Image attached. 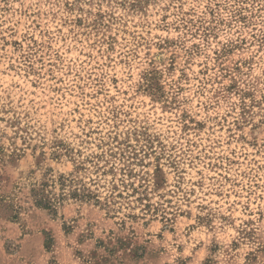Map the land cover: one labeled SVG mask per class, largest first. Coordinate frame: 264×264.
Returning a JSON list of instances; mask_svg holds the SVG:
<instances>
[{"label":"rangeland","instance_id":"1","mask_svg":"<svg viewBox=\"0 0 264 264\" xmlns=\"http://www.w3.org/2000/svg\"><path fill=\"white\" fill-rule=\"evenodd\" d=\"M0 264H264V0H0Z\"/></svg>","mask_w":264,"mask_h":264},{"label":"trees","instance_id":"2","mask_svg":"<svg viewBox=\"0 0 264 264\" xmlns=\"http://www.w3.org/2000/svg\"><path fill=\"white\" fill-rule=\"evenodd\" d=\"M45 184H41L40 188H32L31 193L34 199V204L38 207H42L45 209H51L54 203V199L52 200L46 194H44Z\"/></svg>","mask_w":264,"mask_h":264}]
</instances>
